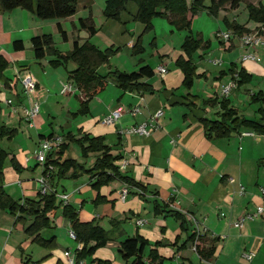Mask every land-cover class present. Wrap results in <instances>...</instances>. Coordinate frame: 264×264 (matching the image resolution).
Segmentation results:
<instances>
[{
    "label": "crops",
    "instance_id": "0c3cea01",
    "mask_svg": "<svg viewBox=\"0 0 264 264\" xmlns=\"http://www.w3.org/2000/svg\"><path fill=\"white\" fill-rule=\"evenodd\" d=\"M192 1L186 0L187 4ZM130 4L133 6H126L118 20H107L103 14L99 15V24L94 21L91 6L81 10V17L91 15L96 29L93 34L75 25L77 10L69 16L73 27L85 31L82 36L78 33L79 38L72 40V46L75 41L78 44L88 41L100 50L117 48L108 62L98 68L99 73L106 74L114 69L131 72L142 65H149L153 70L152 76L140 79L150 89L121 88L108 77L104 87L88 100L86 112H80L84 95L74 82L73 92H59L61 82L72 80L69 71L74 67L68 70L67 64L64 65L68 70L65 79L62 65L51 67L50 55L35 58L31 48V37L59 32L57 24L65 28L61 22L40 19L33 12L21 8L0 11V63H5L0 68V128L13 133L7 142L11 145L26 122L28 128L36 132L35 137L27 132L25 151L33 153L40 139L51 133L58 135L53 125H47L50 114L57 108L67 118H73L75 132L69 130V133L75 134L76 138L83 134L100 136L110 153L117 156L115 163L119 173L142 183L146 192L141 196L135 187L129 186V192L122 201L120 191L125 183L117 178L95 188L91 174L81 170L67 178L66 171L56 175L52 167L49 171L36 162L31 171H27L22 167L19 156L22 146L21 149L1 147L7 155L0 166V187L19 202L24 199L38 201L42 194L40 184L34 178V168L40 165L41 176L47 178L48 193L67 194L66 203L76 210L80 221H92L108 231L110 239L99 252V249L93 252L92 258L112 259L123 264L119 254L120 243L138 234L148 242L143 250L144 264H259L264 251V211L254 220H247L242 227L235 226L234 222L242 215L256 213L259 207L264 208V193L261 191L264 187V132H256L248 126L235 128L229 119L228 124L232 127L229 134L216 136L208 131L204 121L219 120L230 109L236 110L232 118L259 117L255 114L257 111L246 114L238 106L248 107L250 96L264 92V86L257 80V77L264 76V65L240 58L250 50L258 53V46H243L239 36L230 31L231 38L218 39L217 46L211 38L212 28L201 26L199 32L192 29V36L201 44L188 57L182 48L187 35L185 30H177L165 17L157 16L151 20V29L144 31V24L134 20L137 5ZM210 16L200 15L199 22L204 20L214 24ZM196 17L193 18V26ZM215 18L222 30L228 29L219 19V14ZM65 32L64 40L68 42ZM139 36L143 52L140 54L132 52ZM208 38L210 40L205 44L204 40ZM14 40H21L23 48L15 49ZM148 41L149 45L151 42L150 52L144 55ZM180 56L185 60L190 58L196 66L190 86L183 84V72L176 63ZM218 59H221V65L212 62ZM160 65L167 69L163 76L156 71ZM241 70L245 75L244 82H240L243 75L238 73ZM25 74H30L35 80V91L30 95L23 91L17 79ZM14 80L16 82L11 87L10 82ZM231 80L237 81V87L224 97L220 94L222 86ZM250 84L254 87L250 88ZM8 98L12 100L11 104L6 103ZM30 98L39 102L33 126L24 119V109L29 106ZM136 105L140 112L132 115L130 109ZM117 107L122 109L118 120L112 124L103 123V117ZM42 109L44 116H41ZM158 110H162V114L154 121L156 127L149 135L121 133L131 125L149 121ZM62 140L67 141L65 137ZM97 155L98 152H89L84 157L80 155L81 165L84 168L92 165ZM57 156L54 153L50 159ZM8 157L10 163H7ZM122 161H126L124 166H120ZM156 200L167 204L166 210L181 213L183 220L162 212V206L155 209ZM47 216V228H41L37 234L49 241L41 245L24 231L32 223L33 215H24L22 221H16L8 209L0 207V264H65L63 251L68 249L77 253L82 243L68 236L70 223L62 214V205L49 211ZM138 219L145 222L137 224ZM195 222L206 228V233L201 236L203 246L214 247L210 258L200 257L194 249L195 240L189 238L195 233ZM150 250L155 251L152 261L149 259ZM245 251L255 252L251 261L243 258ZM79 260L84 264L83 259Z\"/></svg>",
    "mask_w": 264,
    "mask_h": 264
},
{
    "label": "trees",
    "instance_id": "16d2710c",
    "mask_svg": "<svg viewBox=\"0 0 264 264\" xmlns=\"http://www.w3.org/2000/svg\"><path fill=\"white\" fill-rule=\"evenodd\" d=\"M128 0H106V5L102 10L103 15L107 20H118L119 14L125 9V3ZM137 5L136 12L134 14V20L144 24V31H148L152 27L151 20L153 17L163 16L168 22L173 25L177 30H185V35L182 48L183 51L189 57L192 52L200 46L201 41L192 36V20L189 18V14L200 13L202 9L207 8L210 14L218 16L220 9L226 8H237L241 2L246 0H193L187 4L186 0H132ZM206 2V3H205ZM249 8L250 17L264 22V7L261 3L254 4L247 2ZM15 8H21L33 12L36 17L40 19L50 18H65L75 14L77 10V0H0V11H11ZM226 20V19H225ZM230 28L234 29V33L238 36L245 33L251 32L252 30L244 25H240L237 22H229L226 20ZM79 27L87 30L89 34H93L96 29L94 26L93 19L89 14L86 17L78 19ZM59 32L63 39L66 38V32L61 28L60 24H57ZM140 36L137 37L135 43L132 46V52L137 53L142 50L140 45ZM206 41L205 44H207ZM31 48L35 58H43L46 55H52L55 58L51 59L50 62L54 65L66 64L69 60L74 63V68L69 71V77L74 82L76 88L84 95L80 103V112L87 111L88 100L96 94L100 89L104 87L107 82V78H113L116 84L121 88H134V89H150L149 85L140 81L142 77H150L153 75V70L149 65H142L137 70L131 72L120 71L117 69L111 70L106 74L98 72V68L107 63L109 57L116 52V49L106 48L100 50L92 43L85 41L82 44H78L76 41L73 43L72 48L65 53L60 52L55 44L50 33H44L35 35L30 38ZM13 47L17 50L23 48L21 40H14ZM1 59V58H0ZM177 65L180 66L183 72V84L186 86L192 85L196 66L190 61V58L185 60L180 56L176 60ZM5 63H0L2 69ZM238 74L243 75L240 82H244L245 75L241 70ZM255 103H259V117L255 119H247L245 117L232 118V114H236V110H227L219 120H208L204 119L208 131L213 132L216 136L227 135L232 130V127L228 124L229 119L235 128L240 126L252 127L256 132H264V92L259 91L254 93L252 97ZM227 100L224 99L226 104ZM9 130L0 128V137L10 136ZM53 134L46 135L47 138L52 137ZM65 139L73 140L74 137L71 133H67ZM77 143L81 147V155L84 157L89 152H98L95 161L88 168H84L81 163H78L72 157L61 158L64 154L67 141H64L55 153L58 155L57 158L51 160L48 156L46 165L53 164L59 167V172L64 173L71 165L76 166L73 170L72 176L76 175L77 170H83V172L90 173L91 177L94 178L92 186L97 188L99 185L108 183L113 178L121 180L123 183L135 187L138 194L143 196L146 192V187L128 176H123L119 173L118 166L115 161L117 156L110 153V149L103 143L100 136L89 137L87 134H83L79 138H75ZM7 153L3 148L0 147V166ZM264 164V158L262 159ZM45 165V166H46ZM47 167V166H46ZM143 193V194H142ZM157 195V193H154ZM155 209H159L166 214H172L175 217L182 219V214L175 210H166L167 204L159 203L155 201ZM60 202L57 200L55 193H45L38 201L24 199L19 202L12 199L9 194L0 187V207L6 208L15 217L16 221H22L24 215H33L34 219L30 225L25 228V233L28 236H33L35 242L41 245H46L48 240H43L37 232L48 225V212L57 208ZM62 214L68 219L70 223V229L75 234V239L82 243V247L77 251V259H84L86 255L91 257L93 252L99 246H104L107 240L110 239L108 231L104 230L98 224L89 222H82L77 216L76 210L65 204L62 206ZM189 238L196 239L195 233L190 235ZM203 238L200 237L196 245V251L200 257L207 259L213 254L214 247L203 246ZM92 242V244H91ZM201 242V243H200ZM148 244L140 235L136 234L131 237L125 238L120 243L119 254L123 260V264H144L143 261V250ZM182 246V245H181ZM155 256V251L150 250L149 259L152 261ZM26 264H35L27 263ZM87 264H121L117 260H107L92 258L88 260Z\"/></svg>",
    "mask_w": 264,
    "mask_h": 264
},
{
    "label": "rangeland",
    "instance_id": "374dc122",
    "mask_svg": "<svg viewBox=\"0 0 264 264\" xmlns=\"http://www.w3.org/2000/svg\"><path fill=\"white\" fill-rule=\"evenodd\" d=\"M247 2H252V3H257V4L258 3H261V5L264 7V0H246V1L241 2L240 5L237 8H227V9L224 8V9H220V11L218 12V14L220 15V18L219 19H221V21H222L223 25L225 26V28L226 27L228 28V29H225V30H222L218 26L219 24L216 22L217 18H215V16L212 15V14H211L212 16H210V17H211V20H212V22L214 24H212L210 22L208 23L207 21H204V20H202L201 22H199L200 15H203L204 14V17H206V15H210V13L207 10V8H204V9H202V12L201 13L198 12L196 14H193V13H190L189 14V18H190V20H192V29H193V31L195 33L196 32H199V28L201 26H203V27L206 26V28H208L209 30L212 28L211 30H213V31L211 32V38L214 41H216L217 46H219V41H218L219 38L216 37V35H215L216 32L218 30L219 31H230V32H233V34L236 35V33H234V29L230 28V26L227 24L226 20H228L229 22H232V23H234V22L237 21L238 24L247 26L251 30H253L254 32H259V35L261 36L262 40L264 41V22L263 21H257V20H255V19H253V18L250 17V12H249V8L247 6ZM130 3H134L135 4V2H133L132 0H128L125 3V8H126V6L127 7L133 6ZM85 5H86V7H85ZM105 5H106V0H77V13L78 14H76V18L74 20L75 25L77 27L79 25L78 24V17H81V15H79L80 11L81 10H87L90 6H91L92 12H93V14L95 16L94 17V21L96 22V24H99L100 23V16L99 15L103 14L102 13V10L105 7ZM195 16H197L196 17L197 19H196L195 26H193V18ZM70 19L71 18H69V16L68 17H65V18H50V19H45V20L52 21V22H56V21L58 22L59 21L65 27L63 29L65 31H67V34H68V37H69V41L68 42H66L63 39V37H62V35H61L60 32L54 31L55 33L52 34V37H53L54 44H55L56 48L60 52H62V53H65L66 51H69L72 48V40H75V39L79 38V35L82 36L83 33L85 34V31L84 30H80L76 26L73 27V24H72V22H71ZM199 24H201V25H199ZM215 27H216V29H213ZM79 32H80V34L78 35ZM151 39H152V35L150 37H148V40L149 41ZM78 40L82 41L81 39H78ZM208 40H210V39L208 38V39H206L204 41L206 42ZM149 41L147 43H145L146 44L147 51L144 52V55H148V53L150 52L149 51V48H150L151 42H150V45H149L148 44ZM239 49L241 50V48H239ZM258 49H259V52L260 53L259 52L258 53H256V52L253 53L252 50H250V52L253 53V54H255L257 58H259V61H256V62L262 63L264 65V45L263 46H261V45L258 46L257 47V50ZM137 53L140 54V53H143V52L140 51V52H137ZM246 54H248V52L247 53H244L242 55V57H240V58L243 59V60H248V59L249 60H252L250 58L244 59L243 57ZM50 57H51V59H54L55 58L52 55H50ZM66 64H67V67H68L67 69L68 70H70V69H72L74 67L73 66L74 63L72 62V60H69ZM50 65H51V67L52 66H55L51 62H50ZM61 65L64 68V64H61ZM62 69H60V70L61 71L64 70V72H65V79H66V76H68V72H67L68 70L65 69V68L63 70ZM257 78H258L257 80H258L259 84H261V85L264 86V76H260V78L259 77H257ZM66 81H69L71 84H73V81L70 80V79H68ZM249 86H252L250 88H253L254 87V84H252V85L250 84ZM259 89H257V90H259ZM56 97H61V96L57 95ZM58 99L61 100L62 98H58ZM248 105H249L248 107H246L245 105H242V106L241 105H238V106L246 114H252L251 111L252 110H255V111H257L255 114L259 115V112L257 110V109H259V103H258V105H255V102L253 101L252 96H250V98H249ZM212 106H215V104H213ZM41 114H42L41 116H44L45 115L43 109L41 111ZM255 114L253 116H255ZM222 115H223V112L221 111V116ZM50 116H51V118L48 119L47 125L48 126L53 125L54 130H55V133L56 132L58 133V135H56V136H60L62 138V137H64L69 132V130H72L73 132H75L74 131L75 130V125L72 122L73 121V118H67L63 113H61L60 111H58L57 108H56V111L54 110L53 113L50 114ZM46 119H47V117H46ZM61 129L63 131H60ZM27 132L30 133V136H32V134H33V136L35 137V133H36L35 132V129L28 128L26 122H24L23 125H22V128H20V131L16 135V137L18 136L17 140L16 141H12L11 145H8L9 143H7V142L10 140V139H8V135L7 136H2L0 138L1 139L0 140V147L6 148L7 146H10V147H14V148H18V149L20 148L21 149V146H22V150H19V152L22 154V155L21 154L19 155L20 158H21V160H22V167H25L27 171H31L32 167L36 163V160L33 157L32 153H30L28 151H25V146H26V144L28 142V140H27V138H28ZM61 134H63L64 136H62ZM71 134L73 135L74 139L67 141L68 142L67 145H66L67 151L65 152L66 149H64V158L72 157L74 160H76L78 163H80L81 162V157H82V156H80L81 155V153H80L81 152V147L77 143V141L75 140V138H76L75 134H73V133H71ZM60 145H59V147H60ZM59 147H58V149H59ZM58 149H56V150H58ZM26 156H27L28 159L25 158ZM7 163H10V158L9 157L7 159ZM46 166H47V168H46ZM46 166L45 167H42V168H46V169H48L50 171L49 168L52 167L54 169V172L56 173V175H59L60 174L59 167L57 165L48 164ZM75 167L76 166L71 165L68 169H66L65 175L67 176V178H72V175L71 174L73 173V170H75ZM88 167L89 166H87L86 168H88ZM42 168L38 164H37L36 168H34V170H35L34 178L36 180H39L41 178V170H42ZM263 171H264V169H263ZM53 173H51V176H52ZM37 176H39V177H37ZM62 178H64V176H62ZM45 228H47V227H45ZM68 236H69V234H68ZM70 239H72L73 241L79 242L75 238H70ZM100 247H102V246H99V247L96 248V250L99 249L98 252L101 250ZM259 253H260V250H259ZM261 255H263V257L261 256L262 259L258 263L259 264H264V251L261 252ZM89 259H91V257H89V255H86V257L83 259L84 260V264H87V262H88Z\"/></svg>",
    "mask_w": 264,
    "mask_h": 264
},
{
    "label": "built area",
    "instance_id": "2783aa9c",
    "mask_svg": "<svg viewBox=\"0 0 264 264\" xmlns=\"http://www.w3.org/2000/svg\"><path fill=\"white\" fill-rule=\"evenodd\" d=\"M216 37L219 39H225L229 40L231 38V34L228 31H217L216 32ZM241 44L245 47H254V46H260L264 45V41L262 40L261 36L259 35V32H248L243 35L239 36ZM244 59L250 58L254 61H259V58L256 57L255 54L248 52L244 57ZM215 64L221 65L222 61L221 60H214L212 61ZM157 73L160 75H164L167 72V69L165 66H158L156 68ZM17 79L20 81L22 84L23 91L27 94L30 95L35 91V80L30 74H25L22 77H17ZM16 80L10 82V86L12 87L15 84ZM237 87V81L236 80H231L230 82L224 84L221 89V94L224 97H227L231 91ZM75 89L73 87V84H71L69 81L61 82V88L59 92L61 94H68L73 92ZM12 100L10 98L6 99L7 104H11ZM39 111V102L37 100L29 99V106H27L24 109V119L28 122L29 126H33V118L34 116L38 113ZM130 112L132 115H136L140 112V109L138 105L133 106L130 109ZM122 113V109L120 107H117L115 109H112L105 117H103L102 122L106 124H112L115 123L118 118L120 117ZM162 114V110H158L155 114H153L150 117L149 121H144L137 123L135 125H131L127 127L126 129L122 130L121 133L124 134H138V135H143L147 136L150 134L152 129L156 127V123L154 122L157 117H159ZM243 134H253V132H243ZM63 143V140L60 136H52L50 138H43L40 139L37 144L35 149L33 150V157L35 158L36 162L40 165L45 166L47 163L48 156L52 157V155L55 153L56 149H58L59 145ZM28 159V158H27ZM126 164V161H122L120 166H124ZM47 168V167H46ZM49 168V167H48ZM50 169V168H49ZM231 181L234 179L231 178ZM40 184V192L41 194L48 193V183H47V178L45 176H41V178L38 180ZM243 190V187H242ZM261 191L264 193V187L261 188ZM129 192V185L125 184L123 188L120 191V200H124L125 197L127 196ZM60 204L63 206L67 204V199L68 195L65 193L62 194H56ZM264 211L263 207H259L256 213H247L246 215L240 216L235 222L234 225L238 227H242L243 224L247 220H254L257 215L262 214ZM145 222L144 219H138L136 221L137 224H143ZM206 233V228H202L199 226L198 223L195 222V245L194 249L196 250V245L199 240V238ZM68 234L70 238H75L74 232L69 229ZM63 256L65 258V264H83L82 260L77 259L76 253L70 251V250H65L63 251ZM255 256V252L253 251H245L243 253V258L246 261H251Z\"/></svg>",
    "mask_w": 264,
    "mask_h": 264
}]
</instances>
